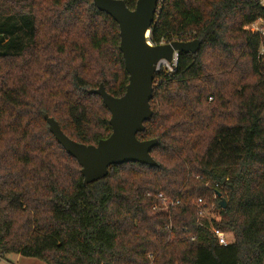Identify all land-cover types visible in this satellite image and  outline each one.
<instances>
[{"label":"trees","instance_id":"trees-1","mask_svg":"<svg viewBox=\"0 0 264 264\" xmlns=\"http://www.w3.org/2000/svg\"><path fill=\"white\" fill-rule=\"evenodd\" d=\"M258 2L159 0L150 44L201 45L154 77L136 137L157 140L156 165H112L84 186L43 115L77 143L110 135V112L88 91H125L118 25L92 0H0V261L264 264V37L244 29ZM198 198L216 218L198 216ZM208 225L233 242L220 246Z\"/></svg>","mask_w":264,"mask_h":264},{"label":"water","instance_id":"water-1","mask_svg":"<svg viewBox=\"0 0 264 264\" xmlns=\"http://www.w3.org/2000/svg\"><path fill=\"white\" fill-rule=\"evenodd\" d=\"M92 1L99 11L108 14L118 25L119 50L128 74V83L120 97L108 94L102 84L88 91L100 96L110 112L111 133L96 145H84L68 138L52 117L43 115L55 140L81 167L84 186L105 177L112 165L128 162L156 165L150 151L157 140H138L136 137L138 132L144 130V122L149 121L152 115L150 100L155 66L160 59L170 61L174 51L178 54L195 53L201 45V41L196 38L155 46L150 44L149 28L154 21L159 0H136L132 10L122 0ZM219 204L223 209L226 207L223 199Z\"/></svg>","mask_w":264,"mask_h":264},{"label":"built area","instance_id":"built-area-1","mask_svg":"<svg viewBox=\"0 0 264 264\" xmlns=\"http://www.w3.org/2000/svg\"><path fill=\"white\" fill-rule=\"evenodd\" d=\"M258 4L262 9V16L258 17L255 21L251 22L250 24L245 25L244 29L251 33H257L260 36L264 37V0H259ZM260 54L264 55V46L261 47ZM178 56L179 54L174 51L170 61L160 59L155 66L156 74L160 72H164L167 74L174 72L177 66ZM156 199L161 204H167L168 202L169 206H174L178 204L177 200H169L162 194H158L156 196ZM194 203L200 206L198 210V216L206 218L208 222H210L211 218L217 217L216 212L212 210V206L211 208H206L202 202V199L198 198L196 201H194ZM207 228L215 236L216 241L220 246H226L233 242V236L230 232L219 230L217 228H214L212 225H208Z\"/></svg>","mask_w":264,"mask_h":264},{"label":"rangeland","instance_id":"rangeland-1","mask_svg":"<svg viewBox=\"0 0 264 264\" xmlns=\"http://www.w3.org/2000/svg\"><path fill=\"white\" fill-rule=\"evenodd\" d=\"M0 262L1 264H44L36 258L24 257L16 254H8Z\"/></svg>","mask_w":264,"mask_h":264}]
</instances>
